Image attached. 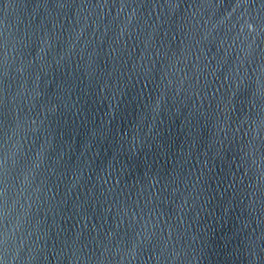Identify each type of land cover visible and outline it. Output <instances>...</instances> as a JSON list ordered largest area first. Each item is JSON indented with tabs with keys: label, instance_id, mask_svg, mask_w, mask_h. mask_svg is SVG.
I'll use <instances>...</instances> for the list:
<instances>
[{
	"label": "water",
	"instance_id": "95a60500",
	"mask_svg": "<svg viewBox=\"0 0 264 264\" xmlns=\"http://www.w3.org/2000/svg\"><path fill=\"white\" fill-rule=\"evenodd\" d=\"M0 264H264V0H0Z\"/></svg>",
	"mask_w": 264,
	"mask_h": 264
}]
</instances>
